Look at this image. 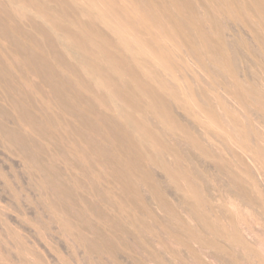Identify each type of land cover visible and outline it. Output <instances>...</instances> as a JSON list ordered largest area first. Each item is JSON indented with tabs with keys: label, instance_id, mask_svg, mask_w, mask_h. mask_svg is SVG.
Here are the masks:
<instances>
[{
	"label": "rangeland",
	"instance_id": "374dc122",
	"mask_svg": "<svg viewBox=\"0 0 264 264\" xmlns=\"http://www.w3.org/2000/svg\"><path fill=\"white\" fill-rule=\"evenodd\" d=\"M0 264H264V0H0Z\"/></svg>",
	"mask_w": 264,
	"mask_h": 264
}]
</instances>
